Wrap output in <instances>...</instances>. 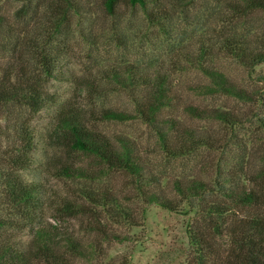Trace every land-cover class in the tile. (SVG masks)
Instances as JSON below:
<instances>
[{
    "label": "trees",
    "instance_id": "16d2710c",
    "mask_svg": "<svg viewBox=\"0 0 264 264\" xmlns=\"http://www.w3.org/2000/svg\"><path fill=\"white\" fill-rule=\"evenodd\" d=\"M226 2L235 19L217 34L193 45L196 31L184 30L181 41L166 54H149L157 62L168 55L172 63L122 61L99 67V81L124 93L132 106L131 112L104 110V119L146 125L156 137L159 153L167 159L203 150L220 152L225 148L224 133L242 129L252 120L258 124L263 148L261 90L240 86L215 61L228 58L246 68L264 63V27L254 41L231 28L252 13H264V0ZM123 3L142 13L149 44L150 32L163 35L177 23L178 6L172 0H102L105 12L113 18L117 39L127 30L118 19ZM90 4L89 0H0V121L11 124L9 128L0 125V264H128V259L102 262L106 244L130 242L131 235L121 228L139 227L148 206L174 212L179 204L191 201L197 202V218L188 229L191 251L185 264H264V162L257 184L237 174L220 181V176H226L221 170L216 187L196 177L169 180L156 165L151 167L148 151L139 143L124 135L111 141L90 126L81 108L67 105L57 111L45 147L32 124L2 117L9 105L35 113L57 105L47 88L68 63L71 27L86 36L76 19L89 8L93 10ZM87 22L85 26L98 30L94 17ZM190 71L200 77L189 86L196 95L254 103L255 115L251 119L234 108L182 107L181 96L175 93L176 75ZM179 109L186 115L176 114ZM40 150L48 152L44 163L49 175L77 183L72 192L61 196L24 178L26 169L40 163L36 157ZM77 158L94 161L101 173L92 174ZM113 172L130 179L129 190L119 193L98 185ZM58 216L83 218L86 234H75L49 221ZM19 231L30 233L28 244L17 241Z\"/></svg>",
    "mask_w": 264,
    "mask_h": 264
},
{
    "label": "rangeland",
    "instance_id": "374dc122",
    "mask_svg": "<svg viewBox=\"0 0 264 264\" xmlns=\"http://www.w3.org/2000/svg\"><path fill=\"white\" fill-rule=\"evenodd\" d=\"M178 6V19L174 28L168 33L158 34L150 32L151 44L147 42L148 29L143 23L142 13L138 9L123 3L119 9L118 19L122 20L126 31H122L119 37L115 36L113 18L105 12L102 0H89L93 10L89 8L77 20L81 22L85 37L79 29L71 27L70 49L68 50V63L53 79L47 92L53 94L57 105L48 110L35 113L16 105H9L5 109L3 118L12 122L32 124L35 132L39 135L41 146L45 147L51 132L50 128L60 108L70 105L73 108L83 109L85 120L111 141L118 135H124L137 143L143 150L148 151L151 167L161 170L167 178L184 176L187 178H202L212 182L216 187L215 180L221 170L226 176H220V181L228 179V174L243 176L258 183V172L264 162V147L260 148L262 138L258 124L252 120L244 128L227 130L224 133L226 141L224 150L213 153L207 150L199 151L185 158L167 159L156 143V137L149 128L139 121L118 122L106 121L102 111H132V106L127 96L114 91L99 81V67L107 63L139 61V63H172L171 57L166 56L162 61L149 58V54H166L172 45L182 39L184 30L196 31L193 45L202 38H209L219 32L220 27L235 19L232 11L228 8L226 0H172ZM90 4V5H91ZM97 21V31L87 27V20ZM247 22H245V21ZM87 25L85 26V24ZM233 27V28H232ZM264 27V13L255 12L243 18L240 22L231 25V28L240 36L254 41L259 35V30ZM95 34L97 38H95ZM125 34V35H123ZM135 38L133 39V37ZM130 37V40L128 39ZM128 39V40H127ZM131 39H133L131 41ZM196 50V48H195ZM177 54V53H176ZM215 64L240 86L249 90L260 89L264 97V63L255 68H246L228 58H218ZM177 76V88L175 93L181 96L182 107L186 105L210 106L223 110L229 108L239 109L252 119L254 103H241L238 100L229 99L222 95L213 97H200L189 86L200 77L197 72L180 73ZM264 104V98L262 100ZM250 111H253L252 113ZM176 114L185 116L183 109ZM200 126L209 123L197 122ZM0 125L11 127L10 122L0 121ZM10 131V130H9ZM11 133V131L9 132ZM156 152V153H155ZM48 152L40 150L36 156L40 163L26 169L24 178L29 182L42 183L48 189H53L57 194L65 195L72 192L77 183L69 180H59L46 172L45 161L48 160ZM78 164L84 169L99 174L100 166L87 158H77ZM230 179V178H229ZM166 181V180H165ZM100 187L108 186L116 192L129 190L130 179L122 173H111L102 181ZM170 190L171 186L167 185ZM214 199V198H209ZM196 201L179 204L177 211H169L156 205L148 206L145 220L139 227L121 228L122 232L131 235L130 242L109 243L105 245L106 253L103 263L121 262L128 259V264H185L187 255L191 249L189 246L188 229L196 220L194 208ZM58 215V214H57ZM49 221L69 228L75 234L85 235V220L79 217L58 216L57 219L49 218ZM86 230V231H85ZM17 241L26 245L31 239L27 231L16 233Z\"/></svg>",
    "mask_w": 264,
    "mask_h": 264
}]
</instances>
